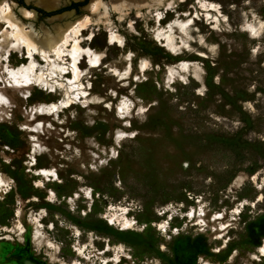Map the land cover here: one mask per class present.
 I'll list each match as a JSON object with an SVG mask.
<instances>
[{"label": "rangeland", "instance_id": "1", "mask_svg": "<svg viewBox=\"0 0 264 264\" xmlns=\"http://www.w3.org/2000/svg\"><path fill=\"white\" fill-rule=\"evenodd\" d=\"M6 1L22 21L16 4L34 9L40 32L42 24L65 29L55 47L27 58L0 0V264H264V0H98L99 14L93 0H59L47 11L62 16L51 19L35 0ZM205 1L219 5L217 22L199 9ZM195 10L183 37L189 50L180 38L178 54L155 40V14L163 27ZM77 18H88L82 44L105 55L98 68L80 62L89 98H73L59 115L33 113L62 98L58 86L45 90L51 76H37L59 75L67 24ZM118 47L128 50L123 68ZM129 53L132 70L143 58L150 64L126 84L118 74ZM180 61L194 65L172 82L166 65ZM32 62L31 83L16 87ZM114 81L118 93L108 89ZM118 131L133 136L116 139Z\"/></svg>", "mask_w": 264, "mask_h": 264}, {"label": "bare ground", "instance_id": "2", "mask_svg": "<svg viewBox=\"0 0 264 264\" xmlns=\"http://www.w3.org/2000/svg\"><path fill=\"white\" fill-rule=\"evenodd\" d=\"M35 2L41 8H44L46 10H54L58 6L59 0H35ZM97 2H98V0H93V3L91 4L92 12L97 11V9H96V3ZM143 2H145V1L144 0L142 2L139 1L138 3L139 4L141 3V4L138 6H144V4L142 5ZM2 3L5 6L4 9H5L6 19L9 22H12L16 25L15 26L16 30L13 33V37L25 49L27 58H35L34 54L36 52H33L32 48H38L39 49V47H46V46L49 48H53L58 44V40H60L64 37V29L65 28H63V26H61L62 24L60 25L59 23H56L55 27H54L55 29H53V30L50 27H48L47 25L42 24L43 32L39 33L38 30L33 26V22H32L33 20H35V18H37L36 17L37 12L34 9H28L26 7H23V6H20L19 8L17 7L18 9H15V10H17V12L22 17L29 19L27 22H24L20 18H18L16 13L14 12V6H15L14 4H11L10 2H8L6 0H3ZM86 5H88V4H86ZM199 7H201V10L205 11L206 15L211 19L210 23H214V22L218 21L217 15L212 14L211 11H215V12L220 13V11L218 10L219 5H217L216 3L211 2V1H208V2L205 1L202 4H199ZM194 13L195 14L193 16H190L188 19H183V20L179 19L178 26L182 32H186V28L188 27V25L193 23V18H198L197 10H195ZM97 14H99V11H97ZM162 14H163V12H162ZM61 16H62V14L54 15L52 17L49 16L48 19H51L53 17H61ZM157 17L160 18V17H162V15L161 16L159 15ZM155 20H156V18H155ZM87 21H88V18H86L84 21H81L79 18H77L71 22H68V24H67L68 27L73 29V30H72L71 36H69L65 40L64 48L59 50V55L62 57V60H65L62 62L61 66L59 68V72H60L59 75L56 74L57 72L55 73L54 70H51V71H49V73L42 72V73H40V75L37 76L39 83L45 81V80H43V77H42L44 73H46L48 76H51L50 77L51 80L48 81L49 83L46 80V85L44 88L49 93L54 92L56 90L57 86L62 88L63 89L62 98L56 102H51V103L49 102L47 104L39 105L33 113L37 112L40 115H44V114L45 115H59V112H62L64 109L71 107L72 104L75 103L73 98H77L78 102H80L82 98H87V97L89 98L90 93L86 90V86L84 85V83L82 81V78H83L82 71L83 70L80 67V62H81V60H85L87 62V65L90 68H95V67H98L100 65V63H102L101 59L105 55L103 53L93 51L92 48H90L88 46H84L82 44V42L84 40V38L82 37V31L87 28L86 27ZM246 30L249 31L251 33V37H254V38L258 37L260 34V30L258 28L251 26V25L247 26ZM165 35L168 37V40L171 41L170 42L171 46L174 47V44H173L174 41H172V40L176 36L171 31L167 32ZM92 38H93V33H90L89 36L86 37L85 39L89 41ZM159 39H161V37H159ZM1 40H3V39H1ZM108 43L109 44H116V43L118 44V43H122V40L119 37L117 39V38L111 36ZM176 44H178V43H176ZM37 53H38V51H37ZM201 55H203V53H201ZM35 62H37V60ZM187 65H189V63H184L183 66L187 67ZM142 68L143 69L147 68L146 62L143 63ZM33 71H36V66H35L34 62H32L30 64L28 73H24V72L22 73L24 75V77H26V79H27L26 83L18 84V85H16V87L22 88V87L29 86V84L31 82L28 80L29 78H27V76L29 73H31ZM67 73H71V76H65V74H67ZM124 74H125V72H124ZM8 86H12V84L8 83ZM41 86H44V85L41 84ZM84 100L86 101V99H84ZM123 104H125V103L122 102L121 105L118 106V110L120 112H121V107L123 106ZM39 123H41V122H39ZM131 136H133V135L130 132H127V131H120L119 132L118 131L117 135H116V139L119 138L121 140L124 137H131ZM33 137L35 138V136H33ZM36 163H37L36 161L32 162L31 165H34ZM32 168H33V166H32ZM39 174L42 176H46L45 179L49 180V181H52L54 179H58L57 173L51 169L41 168V171L39 172ZM51 176H54V177H51ZM87 197L91 198L90 195H88ZM259 199H260V197H259ZM125 212H127V211H125ZM191 216H193V215H191ZM129 227L130 226H128V228ZM163 230L165 231V229H163ZM262 250H264V245L259 248L260 254L262 256H264V251H262ZM23 262H24V264H31L32 263V261H29V260L28 261L24 260Z\"/></svg>", "mask_w": 264, "mask_h": 264}, {"label": "crops", "instance_id": "3", "mask_svg": "<svg viewBox=\"0 0 264 264\" xmlns=\"http://www.w3.org/2000/svg\"><path fill=\"white\" fill-rule=\"evenodd\" d=\"M16 6L19 8L20 6H18L17 4H16ZM17 7H15V9H18ZM198 7H199V5H198ZM199 9L201 10V7H199ZM212 12V11H211ZM185 16H187V18H185V19H188L190 16H193L195 13H193V12H191V11H186V12H184L183 13ZM164 16V15H163ZM160 17V18H158L157 16H156V14H155V17L154 18H156V23H157V28H156V30L154 31V37H155V40H157L163 47H165L168 51H170L171 53H174V54H178V53H180L179 51L177 52V50H178V45L176 44V43H178L179 41L177 40V38H180L181 39V42H182V47L183 48H185L186 50H189L190 49V44L188 43V40H185L183 37H186V38H189L190 36H189V27L193 24H189L188 25V27L186 28V32H182L181 31V29L179 28V26H178V21H179V19H174L173 21H169L165 26H163V27H160V25H161V20L164 18V17ZM195 19H197V18H193V22H194V20ZM181 20H183V19H181ZM24 22H27V21H24ZM41 30H42V32H43V29H42V27H41ZM172 32L176 37L175 38H173V40L172 41H174V47H172L171 46V44H170V42L171 41H169L168 40V37L165 35L167 32ZM39 33H41L40 31H38ZM159 37H161V39H159ZM188 43V44H187ZM123 45H124V43H123V41H122V43H118V46L119 47H123ZM118 47V48H119ZM175 48V49H174ZM120 49V54L118 55V67H120V68H123L124 67V65H125V60H124V57H123V54L126 52V51H128V50H123L122 51V49L123 48H119ZM130 51H132V50H130ZM14 52V51H13ZM11 53V55H10V57H9V60H10V64L11 65H14L13 63H12V55H17V53ZM133 52V51H132ZM101 53V52H100ZM200 55H201V53H199ZM17 58H19L18 57V55H17ZM105 57H103L102 59H101V62L102 63H100V65L98 66V67H100L101 65H104V63H103V59H104ZM126 59H127V65L125 66V68L123 69V70H119V74L120 75H118L119 77H118V80H120V81H123V83H126V84H129V79H131V81H135V79L137 78L138 80H139V78H140V74H144V72L149 68V64H150V62L147 60V59H141V62H140V64H139V66L137 67V65H135L134 66V68H133V70H132V66L134 65V63H133V65H132V54L131 53H129L127 56H126ZM133 61H134V58H133ZM144 62H146L147 63V68H145V69H143L142 68V65H143V63ZM114 63V62H113ZM184 63H189V65H187V67H184L183 65H184ZM194 65V63L193 62H190V61H180V62H178V63H175V64H167L166 65V70H167V73H168V79L170 80V81H174L175 80V78H176V76H178L179 78H182V77H185L189 72H190V70H191V65ZM107 66V65H106ZM98 67H95V68H98ZM130 68V69H129ZM189 68V69H188ZM139 69V70H138ZM155 69L156 68H152V69H149L147 72H151V71H155ZM113 69H112V66H110L109 67V71L112 73V74H116V73H114V71H112ZM132 70V71H131ZM138 71V72H137ZM192 71H193V74H192V76L194 77V78H197L200 74H199V72H198V67L197 66H194L193 67V69H192ZM196 73H195V72ZM124 72H125V74H124ZM132 72H134V73H136L135 74V76H136V78H133L132 77ZM195 73V74H194ZM122 74V75H121ZM172 75V76H171ZM174 75V76H173ZM174 78V79H173ZM138 83H140V82H138ZM138 83H136V87H137V84ZM121 88L122 87H120L119 85H118V81H114V82H112L110 85H109V87H108V89H111V90H113V91H116L117 93H118V91H121ZM133 88L134 87H132V88H129V91H130V93L131 92H133L134 93V90H133ZM127 97H129L130 98V96H128L127 95ZM131 99V98H130ZM131 101H133L132 99H131Z\"/></svg>", "mask_w": 264, "mask_h": 264}, {"label": "flooded vegetation", "instance_id": "4", "mask_svg": "<svg viewBox=\"0 0 264 264\" xmlns=\"http://www.w3.org/2000/svg\"><path fill=\"white\" fill-rule=\"evenodd\" d=\"M39 9H41V8H39ZM70 9V8H69ZM69 9H67V10H69ZM43 10V9H42ZM44 11V10H43ZM54 11H56V10H54ZM65 11V10H64ZM46 12V11H45ZM52 12V11H51ZM39 13V16H41L43 19L44 18H48L49 16H54V15H58L60 12H56V13H50V12H46V13H48V14H43L41 11L40 12H38ZM47 198V197H46Z\"/></svg>", "mask_w": 264, "mask_h": 264}, {"label": "trees", "instance_id": "5", "mask_svg": "<svg viewBox=\"0 0 264 264\" xmlns=\"http://www.w3.org/2000/svg\"><path fill=\"white\" fill-rule=\"evenodd\" d=\"M88 1H89V0H88ZM86 3H87V0H85V2L83 3V5L86 4ZM20 4L24 5V3L21 2V1H20ZM74 6H76L75 3H73V7H74ZM23 7H24V6H23ZM26 8H27V7H26ZM28 9H30V8H28ZM42 9H43V8H42ZM39 11H41L43 14H48V13H46L45 11H43V10H41V9H39Z\"/></svg>", "mask_w": 264, "mask_h": 264}, {"label": "built area", "instance_id": "6", "mask_svg": "<svg viewBox=\"0 0 264 264\" xmlns=\"http://www.w3.org/2000/svg\"><path fill=\"white\" fill-rule=\"evenodd\" d=\"M139 61H140V59H139ZM120 96L122 97V94H120ZM120 102V99L118 100V103ZM107 215V214H106ZM168 215V214H167ZM104 217V219L109 223V220H108V218L105 216V214L103 215ZM167 217V216H166ZM201 227V226H200ZM173 229V228H172ZM203 229V228H202ZM173 231V230H172Z\"/></svg>", "mask_w": 264, "mask_h": 264}, {"label": "water", "instance_id": "7", "mask_svg": "<svg viewBox=\"0 0 264 264\" xmlns=\"http://www.w3.org/2000/svg\"><path fill=\"white\" fill-rule=\"evenodd\" d=\"M40 8V7H39ZM42 9V8H41ZM44 11H46V12H51V11H47V10H45V9H43ZM52 11H54V10H52Z\"/></svg>", "mask_w": 264, "mask_h": 264}, {"label": "snow or ice", "instance_id": "8", "mask_svg": "<svg viewBox=\"0 0 264 264\" xmlns=\"http://www.w3.org/2000/svg\"><path fill=\"white\" fill-rule=\"evenodd\" d=\"M262 251H264V250H262Z\"/></svg>", "mask_w": 264, "mask_h": 264}]
</instances>
